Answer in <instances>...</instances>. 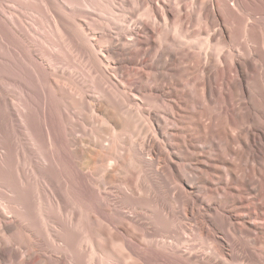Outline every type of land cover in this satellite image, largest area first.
<instances>
[{"label": "rangeland", "instance_id": "rangeland-1", "mask_svg": "<svg viewBox=\"0 0 264 264\" xmlns=\"http://www.w3.org/2000/svg\"><path fill=\"white\" fill-rule=\"evenodd\" d=\"M160 29L188 31L185 50L221 46L207 42V33L264 30V0H0V127L8 132L0 138L30 142L48 129L63 175L72 181L81 264L92 245V264L167 263L160 243L178 226L188 243L203 242L187 220L166 216L159 180L142 167L136 147L137 112L170 109L167 101L138 104L132 97L130 77L142 72L141 55ZM183 120L169 123L193 127L194 118ZM47 211H53L48 203ZM63 236L70 238L67 231Z\"/></svg>", "mask_w": 264, "mask_h": 264}, {"label": "bare ground", "instance_id": "bare-ground-1", "mask_svg": "<svg viewBox=\"0 0 264 264\" xmlns=\"http://www.w3.org/2000/svg\"><path fill=\"white\" fill-rule=\"evenodd\" d=\"M189 35L157 30V41L141 55L142 72L130 77L138 104L167 101L170 107L137 112L140 163L159 180L166 216L187 220L203 240L188 243L173 227L170 240L160 243L169 260L159 264H264V30L217 29L207 42L221 46L185 50ZM184 117L194 118L191 129L170 126ZM42 131L47 136L30 142L0 138V264H81L72 181L48 129ZM7 133L0 127V135ZM87 219L94 227L93 214ZM92 248H85L82 264H92Z\"/></svg>", "mask_w": 264, "mask_h": 264}]
</instances>
